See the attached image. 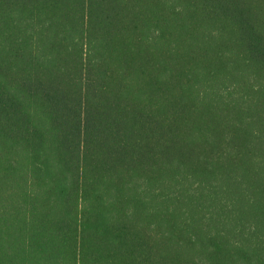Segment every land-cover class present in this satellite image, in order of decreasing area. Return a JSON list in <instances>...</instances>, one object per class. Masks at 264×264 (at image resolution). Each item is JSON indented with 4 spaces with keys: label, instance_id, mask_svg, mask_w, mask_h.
<instances>
[{
    "label": "trees",
    "instance_id": "trees-1",
    "mask_svg": "<svg viewBox=\"0 0 264 264\" xmlns=\"http://www.w3.org/2000/svg\"><path fill=\"white\" fill-rule=\"evenodd\" d=\"M0 264H264V0H0Z\"/></svg>",
    "mask_w": 264,
    "mask_h": 264
}]
</instances>
